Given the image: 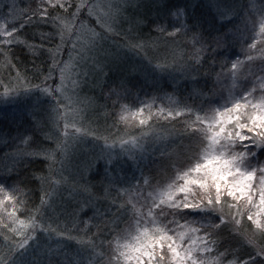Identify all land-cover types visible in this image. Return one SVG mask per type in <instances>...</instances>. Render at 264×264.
<instances>
[{
    "label": "snow or ice",
    "instance_id": "obj_1",
    "mask_svg": "<svg viewBox=\"0 0 264 264\" xmlns=\"http://www.w3.org/2000/svg\"><path fill=\"white\" fill-rule=\"evenodd\" d=\"M0 88V264H264V0H0Z\"/></svg>",
    "mask_w": 264,
    "mask_h": 264
},
{
    "label": "trees",
    "instance_id": "obj_2",
    "mask_svg": "<svg viewBox=\"0 0 264 264\" xmlns=\"http://www.w3.org/2000/svg\"><path fill=\"white\" fill-rule=\"evenodd\" d=\"M172 2L178 3V2H181V0H172ZM241 2H243V0H241ZM28 4H32L34 6L35 0H28L26 5H28ZM42 27H44V26H42ZM27 31L30 33L31 29H28ZM236 50L238 51V49H236ZM18 56L23 58L24 53L18 52ZM21 62L23 63V60ZM27 66L29 68L31 67V60L27 61ZM4 75L7 76V73H5ZM161 83L163 84L164 81H162ZM1 89L2 88H0V91H1ZM16 123H22L24 125V127H27V122L24 120H21V115H18L15 117H10V118H9V116H5L4 118L0 119V137H2L6 133L14 134ZM2 147H3V139H0V148H2ZM39 167H41L39 162H37L36 164L33 165V168L38 169ZM93 175H94L95 179H99V176L95 172L93 173Z\"/></svg>",
    "mask_w": 264,
    "mask_h": 264
},
{
    "label": "rangeland",
    "instance_id": "obj_3",
    "mask_svg": "<svg viewBox=\"0 0 264 264\" xmlns=\"http://www.w3.org/2000/svg\"><path fill=\"white\" fill-rule=\"evenodd\" d=\"M28 0H21V7L26 5ZM3 89H1L2 91ZM88 95H92V92H87ZM22 109L17 105H0V119L5 116L15 117L21 115Z\"/></svg>",
    "mask_w": 264,
    "mask_h": 264
}]
</instances>
